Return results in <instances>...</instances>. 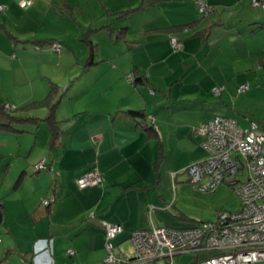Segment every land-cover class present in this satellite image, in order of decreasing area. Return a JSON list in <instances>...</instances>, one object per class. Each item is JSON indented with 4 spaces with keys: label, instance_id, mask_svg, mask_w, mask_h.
I'll list each match as a JSON object with an SVG mask.
<instances>
[{
    "label": "crops",
    "instance_id": "crops-1",
    "mask_svg": "<svg viewBox=\"0 0 264 264\" xmlns=\"http://www.w3.org/2000/svg\"><path fill=\"white\" fill-rule=\"evenodd\" d=\"M196 1L32 0L25 11L31 17L54 13L64 23L56 36L19 38L22 46L16 50L37 52L44 62H55L49 43L59 40L64 45L60 56L78 60L70 36L83 47L87 32L94 31L118 49L132 34L143 37L130 42L133 51L140 47L150 63L144 67L134 60L137 67H115V80L105 74L109 70L100 81L86 80L80 101L65 105L71 109L64 114L58 115L57 104L44 116L12 112L20 121L13 128L0 126V157L7 161L9 178L4 187L9 192L0 199L5 206L0 226L6 233L0 234L8 254L16 251L23 264H103L106 234L100 220L123 225L124 232L115 239L118 252L135 230L153 225L185 229L201 223H182L176 213L167 217L174 207L172 185L178 179L188 181L185 168L207 154L196 129L217 115L237 120L234 101L247 94L238 93V87L250 79V70L264 69V8L252 0H204L214 9L202 15ZM82 17L91 24L89 29ZM30 27L37 29L34 18ZM172 36L183 41L182 51L172 47ZM92 39L93 44H87L95 51L93 63L98 62L96 50L102 42ZM129 72L135 73V85L125 79ZM100 84L101 96L85 97ZM111 87L115 97H105ZM216 88H221L219 94ZM128 110H143L146 118L128 117ZM52 113L54 125L48 119ZM26 122L33 125L30 130L18 128ZM2 123L6 119L0 113ZM13 158L21 173L14 186ZM41 161L54 168L55 179L49 170L36 169ZM94 169L104 175L103 185L78 188L77 179ZM26 179L32 185L21 192ZM50 198L55 202L45 207ZM192 261L193 256L188 264Z\"/></svg>",
    "mask_w": 264,
    "mask_h": 264
},
{
    "label": "rangeland",
    "instance_id": "rangeland-1",
    "mask_svg": "<svg viewBox=\"0 0 264 264\" xmlns=\"http://www.w3.org/2000/svg\"><path fill=\"white\" fill-rule=\"evenodd\" d=\"M21 1L23 0L0 1V93L3 97L8 99L11 103L10 105L16 109L13 112L14 114L24 116L28 114H40L44 116L47 114L50 104L54 103L60 106L58 115L64 114L71 109L68 107L65 108V105L74 106L80 101V99L77 98L81 95V90H83L84 87L83 83L86 80L96 79L100 81L102 79L100 76L104 74L106 70L109 71L105 74L110 75L111 80H115V67H137L134 65V60L142 61L145 64L144 67H149L148 64L150 62L144 60L143 54H141L143 50L139 47V50L133 51L134 48L132 47L134 46L132 43L130 44V42H135L138 38L142 39V36L134 37V35L129 34L128 38L125 40L127 42H121V46L117 49L115 44H109L108 37L98 38L97 35L94 34V31L93 33L88 31L91 24H88L89 21L85 20L84 17L80 18V20L88 26V32L85 36L89 37L86 43L83 41L85 46L80 47L71 36L67 38L68 42L78 50V60H76L75 56L66 57L65 53H63V57L60 56L62 55L64 45L60 43L59 40L49 43L51 50L55 53L54 55L57 56L52 57L55 62H44V57L37 52H31L30 50L22 51L21 49L16 50V47L22 46V43L19 42V38L34 36L36 33L41 36H56L58 35L57 29L64 23L62 19L56 17L54 13L46 16L41 14L38 17L37 15L31 17L30 13L25 12L31 9V7L21 8ZM73 1L74 3L77 2V0ZM11 3L13 4L12 6ZM77 10L79 11V8H77ZM199 12L204 15L200 10ZM31 18H34L37 23V29H32V27H30ZM39 24L42 27H40ZM45 27H48V29ZM92 37L102 42V45L100 47L97 46L96 50L98 62L93 63L92 54H95V51H92L91 46H88V44H93ZM37 46L40 47V45ZM60 57L61 59L58 60ZM90 67H96L98 71L95 70V68L89 71L91 70ZM113 68L114 71L112 70ZM134 74V72H129L125 76V79L128 82V77L131 76L133 80L130 83L135 85L136 77ZM249 77L250 79L240 86L248 82H250L249 84L252 86L246 91L247 94L245 96L238 95L240 98L237 97L234 101V104H236L235 116L241 127L245 129L250 127L251 120L258 122L263 129L264 69L259 67L257 70H250ZM104 82L106 81H101V83ZM101 85L102 84L98 85V88L94 89L95 91L86 93L85 97L92 98L94 96H101L104 88V86ZM240 86L238 87V93H240ZM251 90H254V93L251 94ZM154 93V90L153 92L151 91V94ZM105 97H115V87L109 88L108 94ZM36 99L48 100L47 102L43 101V103L36 104ZM22 126H24V129L30 130V127L33 125L26 122L24 125H18V128ZM13 142L14 141H9V143L12 144ZM206 153V156L199 161L209 158V153L207 151ZM25 155H27V153H25ZM12 161L14 163V158ZM6 165L7 161L0 157V199L9 192L8 189H4L6 183L9 181L8 174L5 176L4 171L7 168ZM186 174L188 176L186 180L188 181L179 182L178 179L177 182L172 185L174 186V189L172 188L173 197H175L172 203L174 207L171 208L173 209L172 211L170 209V212L167 213L168 218L176 213L178 215L177 220L180 222L184 223L192 219L194 224H196L198 222L216 220L218 214L222 211L237 212L240 210L241 198L233 187L228 184H222L214 191L201 192L198 190L197 184L190 180L189 174ZM11 175L14 176V179H11L14 186L21 175L20 168H18L17 171L15 163L11 167ZM21 184H23L20 190L21 192L24 191L26 186L31 187L32 185L31 181L28 179L21 182ZM169 206L170 205L167 207ZM93 212L94 211H90L89 216ZM206 216L209 219H207ZM93 217H95V215ZM0 230L3 236L6 233L5 227L0 226ZM129 240L130 239L121 244L120 250L128 255H133L135 254V247L131 240ZM117 250H119V248H117ZM15 252L16 251H13L11 254H8L7 249L5 250V248H3V243L0 242V264H23L21 263L22 258ZM214 253L215 252L202 253V257ZM192 256L193 254L189 252L177 255L175 257V264H188L191 262ZM159 264H163V261H159ZM256 264H264V261H259Z\"/></svg>",
    "mask_w": 264,
    "mask_h": 264
},
{
    "label": "built area",
    "instance_id": "built-area-1",
    "mask_svg": "<svg viewBox=\"0 0 264 264\" xmlns=\"http://www.w3.org/2000/svg\"><path fill=\"white\" fill-rule=\"evenodd\" d=\"M202 13L214 8L204 0H197ZM32 0H23L20 6L28 8ZM254 6L264 8V0H252ZM175 51L183 49V41L171 37ZM128 80L132 82V77ZM250 88L246 83L239 88L245 93ZM221 88H216L219 94ZM7 108H11L7 105ZM197 133L203 137V147L209 158L193 163L185 168L190 180L197 184L201 192L216 190L222 184L233 187L241 198V208L237 212L222 211L216 220L204 221L197 226L176 229L152 226L147 230H135L131 242L135 254L128 255L116 251L115 239L124 232L119 223L101 220L100 226L106 234L107 255L103 264H175V257L191 253V264H256L264 261V129L251 121L248 128L241 127L237 120L217 115L201 124ZM38 171L49 170L53 179L56 172L45 161L36 165ZM104 175L94 169L77 179V186L85 189L101 186ZM54 198L43 202L52 205ZM91 217L94 213H91ZM2 238L0 236V242ZM215 252L202 257V253ZM73 249L69 250L74 255ZM29 264V263H25ZM50 264H60L51 261Z\"/></svg>",
    "mask_w": 264,
    "mask_h": 264
},
{
    "label": "trees",
    "instance_id": "trees-1",
    "mask_svg": "<svg viewBox=\"0 0 264 264\" xmlns=\"http://www.w3.org/2000/svg\"><path fill=\"white\" fill-rule=\"evenodd\" d=\"M47 100L48 99H46L45 101L47 102ZM49 107L54 111L56 105L54 103V104H51ZM15 110L16 109L14 107L7 108V104L0 97V113L6 119V123H2L0 126H3L5 128H13L14 123L20 121L15 115L12 114V112H14ZM124 114L134 119H145L146 118V113L143 110H128V111H125ZM48 119L51 121V123H53V125L57 123L53 113L51 116L48 117ZM57 129L58 128H56L55 126L54 133H53L54 137H56V135L58 134ZM50 207L51 206H49L48 208ZM4 212H5V206L2 202H0V224L2 223ZM193 259H194V256H193ZM26 263L32 264L31 262H28V261Z\"/></svg>",
    "mask_w": 264,
    "mask_h": 264
}]
</instances>
